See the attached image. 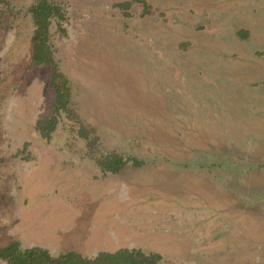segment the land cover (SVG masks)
Returning <instances> with one entry per match:
<instances>
[{
    "label": "rangeland",
    "instance_id": "obj_1",
    "mask_svg": "<svg viewBox=\"0 0 264 264\" xmlns=\"http://www.w3.org/2000/svg\"><path fill=\"white\" fill-rule=\"evenodd\" d=\"M36 1L0 0V246L264 264V0H49L57 113Z\"/></svg>",
    "mask_w": 264,
    "mask_h": 264
},
{
    "label": "trees",
    "instance_id": "obj_2",
    "mask_svg": "<svg viewBox=\"0 0 264 264\" xmlns=\"http://www.w3.org/2000/svg\"><path fill=\"white\" fill-rule=\"evenodd\" d=\"M34 25L32 32V62L43 65L50 72V86L54 93L53 109L57 112L73 111V101L66 75L60 70L52 55L49 44V25L58 13V8L49 0H37L28 8ZM56 124L55 115L37 120L36 128L40 134L49 138ZM142 162L134 160L135 165ZM105 166L118 172L124 161L115 157L114 161L105 159ZM0 261L5 264H164L162 256L157 252H146L137 247H121L113 251H98L87 256L70 250L56 255L41 246L22 247L18 240H11L0 246Z\"/></svg>",
    "mask_w": 264,
    "mask_h": 264
},
{
    "label": "crops",
    "instance_id": "obj_3",
    "mask_svg": "<svg viewBox=\"0 0 264 264\" xmlns=\"http://www.w3.org/2000/svg\"><path fill=\"white\" fill-rule=\"evenodd\" d=\"M111 222H113V224H115V222H117L116 221V219H112V221ZM94 226V223H92V224H90V222H89V224H87V225H85L84 227H85V229H87V228H92ZM111 226H109V227H107V228H105V229H109ZM114 227V226H113ZM77 231V230H76ZM106 251H108V250H106ZM78 252V251H77Z\"/></svg>",
    "mask_w": 264,
    "mask_h": 264
}]
</instances>
